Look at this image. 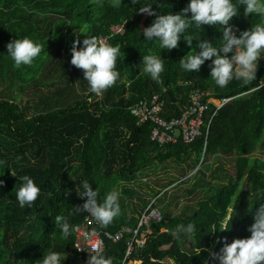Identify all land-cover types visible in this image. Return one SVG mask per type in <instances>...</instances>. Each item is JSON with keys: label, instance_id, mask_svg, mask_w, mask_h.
I'll use <instances>...</instances> for the list:
<instances>
[{"label": "trees", "instance_id": "obj_1", "mask_svg": "<svg viewBox=\"0 0 264 264\" xmlns=\"http://www.w3.org/2000/svg\"><path fill=\"white\" fill-rule=\"evenodd\" d=\"M188 2L140 0L134 5L122 0L116 8L113 0H0V264H38L47 251L66 256L64 264H87V257L74 249L75 233L61 239L56 223V217L64 215L71 225L82 224L87 197L79 195L80 181L88 180L98 193V203L119 188L133 207L131 215L119 198L121 214L106 227L95 226L104 238L105 233L115 235L137 227L138 217L152 201L148 203L130 185L149 167L157 169L156 162L182 164L193 159L187 163L192 171L212 158L233 165L226 173V184L199 201L192 212L178 216L165 211L161 222L151 224L144 246L135 245L125 262L131 236L124 235L116 243L104 238L102 254L113 264H215L213 254L225 243L250 235L247 229L254 212L264 204V59L258 62L252 82L233 80L220 88L210 75L211 60L196 72H185L179 62L188 52L198 51L200 41L219 47L223 26L190 29L192 44L182 35L171 50L159 49L155 39L144 40L143 30L155 17L141 13V6L152 3L159 15L178 13ZM240 12L230 21L237 35L264 21L245 16L243 8ZM83 27L88 31L77 33ZM86 35L119 44L124 57L117 60L119 78L99 95L91 93L83 70L70 62L72 40L78 37L82 42ZM24 37L41 44L42 52L31 65L16 68L6 45ZM148 54L164 60L162 82L142 71ZM194 90L217 102L231 101L219 110L210 107L202 136L192 145L159 147L150 141L152 125H139L130 112L138 101L160 94L165 100L163 118L179 117ZM16 91L30 100L20 104L14 98ZM23 175L41 189L30 208H21L15 196ZM152 196L158 200L162 195ZM174 200L179 197L174 195ZM190 222L196 225V233L177 239L176 226Z\"/></svg>", "mask_w": 264, "mask_h": 264}, {"label": "clouds", "instance_id": "obj_2", "mask_svg": "<svg viewBox=\"0 0 264 264\" xmlns=\"http://www.w3.org/2000/svg\"><path fill=\"white\" fill-rule=\"evenodd\" d=\"M131 2L135 5L140 3V0ZM121 3L122 0H113L112 6L119 8ZM151 4L147 3L139 8L141 13L155 17L151 26L143 30V37L145 41L155 39L159 49L177 48L182 35L191 45L193 35L190 34V29L199 31L205 25L223 26V40L219 47L200 41L197 45L198 51H190L181 59L180 67L185 72H196L206 60H211L210 75L220 88L228 86L233 80L247 84L256 79L258 62L264 59V23L252 25L237 35L230 26V21L241 14V8L245 16L251 14L264 19V0H189L187 6L180 12L159 15L152 10ZM87 31V27H83L77 33L84 34ZM6 48L7 55L16 68L31 65L42 52V45L30 37L13 39ZM237 49L240 50L237 52ZM71 53L70 62L83 70V80L88 82L91 93L99 95L119 78L117 60L124 59L119 44L111 45L98 40L95 36L86 35L82 42L78 37L72 40ZM164 68V60L160 55L148 54L143 57L142 71L152 80L162 82L161 73ZM19 180V187L15 189L16 200L21 208L25 206L30 208L37 201L41 189L28 175L21 176ZM2 184L3 181L0 180V185ZM79 188V195L87 197L82 210L89 212L101 227L108 226L121 214L119 193L109 192L103 202L98 203L96 199L98 193L92 190L88 180H81ZM56 223L61 239L67 240L77 231V226L69 223L68 216H57ZM196 231L194 223L178 224L173 235L181 239L194 235ZM247 231L250 233L248 237L225 243L218 253L213 254L215 264H264V204L256 208L253 223ZM198 250L200 251L199 248ZM93 253L88 264H113L110 257L98 250H94ZM65 259L66 256L58 251H47L38 264H64Z\"/></svg>", "mask_w": 264, "mask_h": 264}, {"label": "built area", "instance_id": "obj_3", "mask_svg": "<svg viewBox=\"0 0 264 264\" xmlns=\"http://www.w3.org/2000/svg\"><path fill=\"white\" fill-rule=\"evenodd\" d=\"M166 92L163 90L162 93ZM188 105L184 107L179 117L166 120L163 118L165 109V100L160 94L153 95L149 99H142L138 101L130 112L138 120V124L150 123L152 130L150 133V141L159 147L168 145H176L181 142L183 145H192L202 136V129L204 127L205 115L209 112L210 107L213 106L219 110L224 105L228 104L231 99H222L220 102L207 98L209 95L194 90L189 92ZM207 98V99H206ZM215 114V112H214ZM211 115L210 121L206 126V136L208 134L209 125L214 116ZM157 200H152L151 203L141 212L138 217V225L135 229L124 228L119 233L112 235L105 233L104 238L111 240L113 243L120 241L124 235H130L131 240L127 242V251L125 260L131 255L135 245L141 249L150 234V226L153 223L162 221V214L156 208ZM98 225L91 214L85 211V217L80 226H77L75 232L74 249L80 256L90 259L94 254V250L100 253L104 249V238L99 233L95 226ZM142 235L143 238H138ZM97 246L98 249H97Z\"/></svg>", "mask_w": 264, "mask_h": 264}, {"label": "rangeland", "instance_id": "obj_4", "mask_svg": "<svg viewBox=\"0 0 264 264\" xmlns=\"http://www.w3.org/2000/svg\"><path fill=\"white\" fill-rule=\"evenodd\" d=\"M13 94L15 100L20 104H24L30 100L28 96L21 94V92L19 93L16 91ZM192 161L193 159H190L182 164L169 162L165 165H159L156 162L155 165L157 169L149 167L144 170L143 173L145 174L139 175L138 179L130 186L136 189L138 194L144 197L148 203L154 199L152 196L153 193L160 192L162 196L158 200L156 198V208L160 211L162 216L165 211L171 212L172 214L174 213L178 216L189 214L194 210V207L199 201L213 194L217 187L226 184V173L233 165V163L227 160L223 161L221 159L212 158L203 165H197L196 169L192 171L190 169L191 166L188 167L187 165V163L192 164ZM165 166L167 168L162 169ZM181 181L182 183H179ZM171 183H173V185H169ZM164 186L168 187L164 188ZM188 190H193L194 193L188 195ZM115 192L119 193V198H122L124 204L127 205L125 206V211L132 215L133 207L128 204L129 201L126 197H122L119 188H116ZM174 195H177L179 200H174ZM137 203L138 202H135L134 204L139 207V210H142V206H139ZM134 264H139V262H135ZM166 264H171V262L167 261Z\"/></svg>", "mask_w": 264, "mask_h": 264}]
</instances>
